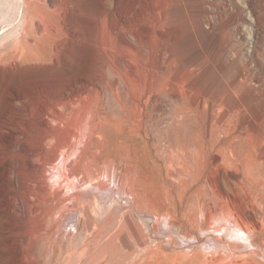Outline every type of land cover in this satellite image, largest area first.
I'll return each instance as SVG.
<instances>
[{"label": "rangeland", "instance_id": "374dc122", "mask_svg": "<svg viewBox=\"0 0 264 264\" xmlns=\"http://www.w3.org/2000/svg\"><path fill=\"white\" fill-rule=\"evenodd\" d=\"M246 1L0 0V264H264V0ZM44 144L79 191L69 237L16 210Z\"/></svg>", "mask_w": 264, "mask_h": 264}, {"label": "bare ground", "instance_id": "6f19581e", "mask_svg": "<svg viewBox=\"0 0 264 264\" xmlns=\"http://www.w3.org/2000/svg\"><path fill=\"white\" fill-rule=\"evenodd\" d=\"M256 1V0H255ZM258 1V0H257ZM246 2H248V5H249V7H251V8H254L255 6V4H254V1L253 0H247ZM259 3V2H258ZM237 4V3H236ZM257 5V4H256ZM264 5V4H263ZM258 7V6H257ZM257 9V8H256ZM259 9V8H258ZM261 9V8H260ZM240 10V9H239ZM254 11H256V10H254L253 9V12ZM257 12L258 11H256V14H257ZM255 14V13H254ZM258 15V14H257ZM261 17V16H260ZM259 20V19H258ZM261 22V21H260ZM257 24V23H256ZM257 27H259V25L257 26ZM256 31H258V30H256ZM203 95V94H202ZM206 99V98H205ZM48 139V138H47ZM64 139V138H63ZM43 140V139H42ZM52 140H53V138H52ZM52 140H46V141H50V142H52V143H50V144H52V145H54L53 144V141ZM55 140V139H54ZM72 140V139H71ZM82 140V139H81ZM44 142V141H43ZM61 142H63V141H61ZM60 142V143H61ZM68 142V141H67ZM84 142V141H83ZM82 142V144H84ZM76 142H75V140H74V142L72 143V144H75ZM78 143H79V141H78ZM185 143L187 144V145H189V147L190 146H196L197 145V142H195L194 140H192V139H187L186 141H185ZM70 144V142H68V145ZM91 144V143H90ZM204 144H205V142H204ZM229 144V143H228ZM46 145H48V144H44V145H41V146H39L38 148H33V149H31L30 150V152L28 153V155H27V157H25V158H27L28 159V162H29V166H30V168H31V172H32V177L30 176L29 178V181L25 184V182H23L22 180H20V179H17V181H16V184H17V187L21 190V189H24L25 188V190H24V192H25V196L22 194V192H21V195H19L20 197H19V200H18V197H17V200H18V203H17V207H16V210L17 211H19L18 213H24V215L26 214V215H28L30 218H34L35 220H37L38 221V223H39V227L36 229V231H35V233H34V236L37 234V235H39V237H41V238H44L45 240H46V238L47 237H56V235H55V233L57 232H59V233H61V235L58 233L57 234V236H62V237H69V236H71L73 233H74V230H71V229H69V232L68 233H66V230H65V228H60V226H61V224H62V218H63V216H62V212H63V208H61V207H63V204L65 203V204H67V202H71V204H72V202H75V201H77L78 200V190H77V192L75 191L73 194L72 193H69V191H65V189L63 190V189H59L58 188V186H56V184L53 182V177H52V175L55 173H50V172H52V171H49L48 169H42V165H40V164H37L36 163V161L38 160V159H40L42 156H43V158H44V155H45V152H46ZM60 145H63V146H65V147H63L62 148V146L60 147V149H63V150H65L64 148H67V144H60ZM80 145V144H79ZM93 145H94V143H93ZM255 145V144H254ZM50 146V145H49ZM199 146V145H198ZM223 146V145H222ZM27 147V146H26ZM36 147V146H35ZM51 147V146H50ZM57 147V146H56ZM54 148V149H57V148ZM72 147H75V145L74 146H72ZM78 147V146H77ZM81 147V146H80ZM79 147V148H80ZM220 147V146H219ZM224 147V146H223ZM31 148V147H30ZM70 147H68V151H74V150H72L71 148V150L69 149ZM88 148V147H87ZM90 148V147H89ZM86 149V148H85ZM202 149V148H201ZM58 150H59V148H58ZM58 150H56V151H58ZM67 150V149H66ZM76 150V149H75ZM200 150V149H199ZM256 150V149H255ZM55 151V150H54ZM62 151V150H61ZM60 151V152H61ZM91 151V150H90ZM53 152V151H52ZM76 152H77V150H76ZM75 152V153H76ZM254 152V151H253ZM47 153V152H46ZM48 153H49V151H48ZM67 152L65 151V153L64 154H66ZM74 153V152H73ZM26 154V153H25ZM59 154V153H58ZM63 154V153H62ZM72 154V153H71ZM71 154H66V155H55L56 157H55V159L54 160H52L51 159V165H52V161H62L61 163H63V162H65V163H71V162H74V161H76V159H73V158H75L74 156H71ZM82 154V153H81ZM73 155V154H72ZM76 155V154H75ZM261 155H263L264 156V150L262 151V153H261ZM81 158V157H80ZM86 158V157H85ZM84 158V159H85ZM24 159V158H23ZM79 159V158H78ZM93 159V158H92ZM108 159V158H107ZM79 161V160H78ZM122 161V160H121ZM253 161V160H252ZM50 162V161H49ZM48 162V164H50ZM56 162H54V163H56ZM85 162V161H84ZM42 163V162H41ZM44 163V162H43ZM42 163V164H43ZM53 163V164H54ZM76 162H74V164H75ZM83 163V162H82ZM81 163V164H82ZM246 163H248V162H246ZM254 163H256L255 161H254ZM262 163H263V161H262ZM46 164V163H45ZM58 164V163H57ZM56 164V165H57ZM64 164V163H63ZM56 165H54V166H56ZM65 165V164H64ZM76 165V164H75ZM247 165H249V164H247ZM70 167H72L71 165H70ZM124 167V166H123ZM49 168V167H48ZM73 168V167H72ZM75 168V167H74ZM82 168H83V166H82ZM53 169H54V167H53ZM76 170H79V169H77V167L75 168ZM72 170L71 172H72V174L71 175H78L79 176V174H81V172H78V171H76V170ZM104 169V168H103ZM52 170V169H51ZM94 171V170H93ZM30 172V173H31ZM61 172H62V170H61ZM55 175V174H54ZM70 175V174H69ZM29 176V175H28ZM90 176V175H89ZM110 176V175H109ZM128 176V175H127ZM65 177V176H64ZM70 177V176H69ZM59 178V177H58ZM72 178H75V177H72ZM86 178V177H85ZM120 178V177H119ZM118 178V179H119ZM28 179V178H27ZM76 179H77V177H76ZM78 179H79V177H78ZM90 179V178H89ZM16 180V179H15ZM71 180V178L68 180V181H70ZM74 180V179H73ZM60 181V180H59ZM120 181V180H119ZM62 182V181H61ZM121 182V181H120ZM99 183V182H98ZM101 184H102V182H100ZM15 184V185H16ZM101 184H99V185H101ZM108 184V183H107ZM92 185V184H91ZM94 185V184H93ZM103 185V184H102ZM65 186V185H64ZM108 186V185H107ZM126 187H127V185H125ZM75 187V186H74ZM89 187V186H88ZM91 187V186H90ZM104 187H105V185H104ZM124 187V186H123ZM123 187H122V189H123ZM84 188V187H83ZM86 188V187H85ZM84 188V189H85ZM92 188V187H91ZM91 188H89V189H91ZM96 188V187H95ZM94 188V189H95ZM80 190H81V188H79ZM87 189V188H86ZM88 189V190H89ZM18 190V189H17ZM101 190V189H100ZM82 191V190H81ZM87 191V190H86ZM97 191H99L98 189H97ZM102 191V190H101ZM101 191H99L100 193H101ZM82 192H84V190L82 191ZM81 192V193H82ZM89 192V191H88ZM77 193V195H75ZM85 193V192H84ZM84 193H82V194H84ZM89 193H92V192H89ZM80 194V193H79ZM99 194V193H98ZM89 195H91V194H89ZM99 195H101V194H99ZM96 197H97V195H96ZM80 199V198H79ZM82 200V205L84 204V202H85V207L86 208H88V209H90V206L92 205V203H93V198H90V199H86V200H83V199H81ZM65 207H66V205H65ZM76 211H78V209H76ZM77 213V212H76ZM79 214V213H78ZM79 225L78 226H76V229H77V231H80V232H84L85 230H86V224H85V221H84V219L82 218V216L80 217V219H79ZM235 227H237V229L236 230H240V231H244V229L241 227V225H239V224H235ZM88 231V230H87ZM262 231H263V229H262ZM80 232H79V234H80ZM86 234H87V232H86ZM89 234V233H88ZM36 235V236H37ZM59 236V237H60ZM85 236V235H84ZM33 237V236H32ZM31 237V238H32ZM38 237V236H37ZM130 238V237H129ZM253 239H254V243L255 244H259V241L255 238V237H253ZM32 240H34V239H32ZM41 242V241H40ZM129 243V242H128ZM44 244V243H43ZM42 244V245H43ZM251 245H253V243H251ZM232 247H234V248H237V247H235V244L234 245H232ZM31 248V247H30ZM43 248V247H42ZM35 249V248H34ZM28 261V260H27Z\"/></svg>", "mask_w": 264, "mask_h": 264}]
</instances>
